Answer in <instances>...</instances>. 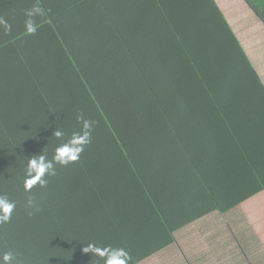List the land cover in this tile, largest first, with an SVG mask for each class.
<instances>
[{
    "label": "trees",
    "instance_id": "1",
    "mask_svg": "<svg viewBox=\"0 0 264 264\" xmlns=\"http://www.w3.org/2000/svg\"><path fill=\"white\" fill-rule=\"evenodd\" d=\"M0 21V195L16 203L0 254L104 264L92 242L136 264L264 190V83L216 0H0ZM80 113L96 122L80 159L26 191L28 160Z\"/></svg>",
    "mask_w": 264,
    "mask_h": 264
},
{
    "label": "crops",
    "instance_id": "2",
    "mask_svg": "<svg viewBox=\"0 0 264 264\" xmlns=\"http://www.w3.org/2000/svg\"><path fill=\"white\" fill-rule=\"evenodd\" d=\"M216 1L264 83V22L246 0ZM242 237L245 245L251 241L250 253ZM253 250L264 253V190L227 212H211L178 229L173 242L136 264H240L251 261Z\"/></svg>",
    "mask_w": 264,
    "mask_h": 264
},
{
    "label": "clouds",
    "instance_id": "3",
    "mask_svg": "<svg viewBox=\"0 0 264 264\" xmlns=\"http://www.w3.org/2000/svg\"><path fill=\"white\" fill-rule=\"evenodd\" d=\"M36 13L43 14V10L37 7L29 10L26 14L27 16L32 17ZM0 23H4L6 31H10V25L4 21H0ZM27 29L29 33H34L36 31L31 19L27 21ZM77 120L82 123L81 130L73 132L69 138L59 144L51 159H49L47 154L44 153L34 155L28 160L25 168L26 191L30 192L31 189L37 185L40 187H46L48 177L56 175L57 166L66 167L80 159L85 146L91 143L92 132L96 122L85 119L83 113H80L77 116ZM54 136L57 139H62L65 137V133L57 128L54 132ZM27 206L31 209L30 214L40 211V207L36 203L34 196L28 197ZM15 207V201L10 200L6 195H0V225L10 222ZM83 251L99 256L103 259L104 264H129V261L131 260L129 252L122 247H100L89 242L87 246L83 248ZM18 255V253L12 251L3 252L0 254V264H21Z\"/></svg>",
    "mask_w": 264,
    "mask_h": 264
},
{
    "label": "rangeland",
    "instance_id": "4",
    "mask_svg": "<svg viewBox=\"0 0 264 264\" xmlns=\"http://www.w3.org/2000/svg\"><path fill=\"white\" fill-rule=\"evenodd\" d=\"M235 233H237V232L235 231ZM240 243L242 244V247L247 252H249L248 247H249V244L251 243V241H246V245H245L244 238L242 237V238H240ZM242 251H243V253L246 254V251H244L243 249H242ZM251 253L253 255V256H251V258H252L251 261H249L247 263H240V264H264V253H261L260 250H253V252H251Z\"/></svg>",
    "mask_w": 264,
    "mask_h": 264
}]
</instances>
